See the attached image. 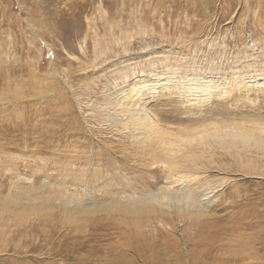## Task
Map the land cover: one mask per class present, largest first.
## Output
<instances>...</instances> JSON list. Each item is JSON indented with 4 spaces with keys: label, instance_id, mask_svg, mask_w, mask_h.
Here are the masks:
<instances>
[{
    "label": "rangeland",
    "instance_id": "rangeland-1",
    "mask_svg": "<svg viewBox=\"0 0 264 264\" xmlns=\"http://www.w3.org/2000/svg\"><path fill=\"white\" fill-rule=\"evenodd\" d=\"M263 80L264 0H0V264H264L262 147L208 140L172 179L120 121L240 124ZM199 182L206 211L120 205Z\"/></svg>",
    "mask_w": 264,
    "mask_h": 264
},
{
    "label": "bare ground",
    "instance_id": "bare-ground-1",
    "mask_svg": "<svg viewBox=\"0 0 264 264\" xmlns=\"http://www.w3.org/2000/svg\"><path fill=\"white\" fill-rule=\"evenodd\" d=\"M226 83L222 82L216 84L214 80L208 81L207 83H200L199 81H196V84L192 87H189L186 93H190L193 98L196 97L195 99H199V101H201L200 99L204 100L203 96L210 95V93L214 92L216 89L227 92V88L229 87V85L226 86ZM248 83L251 82L249 81ZM118 100L119 99H115L114 104H117ZM136 109L138 108L136 107ZM136 109H134V111L136 112L135 115H130L126 118L121 117L120 121H124L123 126L129 125L133 127V137H131L137 141L141 140L142 144H144L147 139L149 140V142H153V139L151 137L156 136L157 138V136H160V139H158L156 143L154 142V149H151V151L154 154L156 153L165 156L166 158L163 159H166V161L168 159L169 164H171L173 167L170 173L172 179L177 176L176 174H181L183 177L185 176L184 174H187L188 170H190L191 168H199L200 166H202H199L197 160L200 156L205 157L206 153L209 152L206 150H211V141H214L219 145L226 146L227 149L233 150H236V148L238 147V144H236L237 142L242 143L244 147H249V145L251 147L250 143H253L256 147H262L264 151V116L261 115L257 117L254 115V119L250 118L249 121H243L240 124L234 122L231 123V121H219V119L211 118L210 120H205L203 118H198L195 123L192 124L191 127H184L183 129H177L176 131L172 130L169 127H161L160 120L157 119V117L150 116L146 109H142V111ZM247 123L248 125H245ZM208 140H211L210 143H207ZM193 142H196L197 145L203 144L202 149H189L187 146L189 145L191 146V148H193ZM182 182L185 183L183 180ZM189 187L190 185H184L183 187L170 186V193H156L152 191L149 193H145L139 198H134L133 203H122V201L120 205H122V208L123 206L140 207L146 202L161 203L164 202V200H167L170 203L171 208H175L179 212H181L182 210L185 211V209L188 210L190 209V207L201 209L200 212L202 210L206 211V208L201 207V204L207 197L208 190L210 187L209 183L199 182L194 186V191L190 190L191 187L190 189ZM184 202L186 205L184 204Z\"/></svg>",
    "mask_w": 264,
    "mask_h": 264
}]
</instances>
